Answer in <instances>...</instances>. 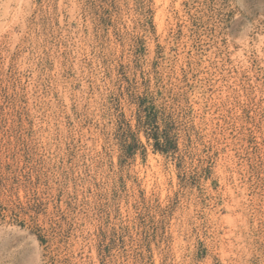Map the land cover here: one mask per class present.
I'll return each instance as SVG.
<instances>
[{"label": "rangeland", "instance_id": "1", "mask_svg": "<svg viewBox=\"0 0 264 264\" xmlns=\"http://www.w3.org/2000/svg\"><path fill=\"white\" fill-rule=\"evenodd\" d=\"M0 264H264V0H0Z\"/></svg>", "mask_w": 264, "mask_h": 264}, {"label": "trees", "instance_id": "2", "mask_svg": "<svg viewBox=\"0 0 264 264\" xmlns=\"http://www.w3.org/2000/svg\"><path fill=\"white\" fill-rule=\"evenodd\" d=\"M152 106L147 104V98L138 96L137 101V130L143 129L147 141L154 151L161 153H172L176 148L175 142L170 140L169 134L165 130H160L157 123V114L152 111ZM123 126H121L122 128ZM135 132L131 131L129 125L123 133L122 139V152L125 154H133V145L138 141ZM39 240L42 242L44 238L38 235Z\"/></svg>", "mask_w": 264, "mask_h": 264}]
</instances>
